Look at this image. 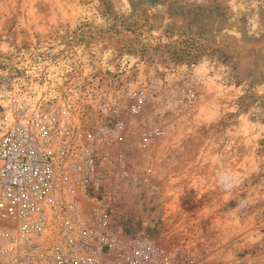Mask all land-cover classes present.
<instances>
[{"label":"rangeland","instance_id":"obj_1","mask_svg":"<svg viewBox=\"0 0 264 264\" xmlns=\"http://www.w3.org/2000/svg\"><path fill=\"white\" fill-rule=\"evenodd\" d=\"M8 96L110 154L107 228L150 264H264V0H0Z\"/></svg>","mask_w":264,"mask_h":264},{"label":"built area","instance_id":"obj_2","mask_svg":"<svg viewBox=\"0 0 264 264\" xmlns=\"http://www.w3.org/2000/svg\"><path fill=\"white\" fill-rule=\"evenodd\" d=\"M109 156L44 103L0 100V264H150L151 241L107 228Z\"/></svg>","mask_w":264,"mask_h":264}]
</instances>
